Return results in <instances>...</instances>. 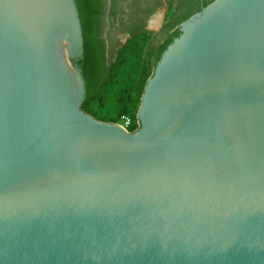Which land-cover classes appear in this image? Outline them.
<instances>
[{"label":"water","instance_id":"95a60500","mask_svg":"<svg viewBox=\"0 0 264 264\" xmlns=\"http://www.w3.org/2000/svg\"><path fill=\"white\" fill-rule=\"evenodd\" d=\"M179 31L126 131L81 108L75 0H0V264H264V0Z\"/></svg>","mask_w":264,"mask_h":264},{"label":"trees","instance_id":"16d2710c","mask_svg":"<svg viewBox=\"0 0 264 264\" xmlns=\"http://www.w3.org/2000/svg\"><path fill=\"white\" fill-rule=\"evenodd\" d=\"M75 3L83 39L82 56L75 60L81 68L85 85L82 109L110 122H117L122 114L129 115L132 118L130 131H133V119L146 79L152 74L163 50L180 32L176 31L159 50L154 51L145 31L130 29V37L120 44L114 60L106 62L98 0H75Z\"/></svg>","mask_w":264,"mask_h":264},{"label":"flooded vegetation","instance_id":"af4514ba","mask_svg":"<svg viewBox=\"0 0 264 264\" xmlns=\"http://www.w3.org/2000/svg\"><path fill=\"white\" fill-rule=\"evenodd\" d=\"M212 0H98L105 39V61L130 37V29L150 30L151 49L157 51L180 23ZM180 32V31H179ZM112 56V57H111Z\"/></svg>","mask_w":264,"mask_h":264},{"label":"built area","instance_id":"2783aa9c","mask_svg":"<svg viewBox=\"0 0 264 264\" xmlns=\"http://www.w3.org/2000/svg\"><path fill=\"white\" fill-rule=\"evenodd\" d=\"M119 119L120 121H117L115 123L124 128L126 131H130V127L132 125V118L129 115L122 114Z\"/></svg>","mask_w":264,"mask_h":264},{"label":"rangeland","instance_id":"374dc122","mask_svg":"<svg viewBox=\"0 0 264 264\" xmlns=\"http://www.w3.org/2000/svg\"><path fill=\"white\" fill-rule=\"evenodd\" d=\"M145 35H146V37H148V39H149V43H150V41H151V38H152V35H153V33H152V31H150V30H147V31H145ZM114 57H115V55H114ZM112 60H114V58H112ZM149 73V71H147L146 72V74H148ZM81 108H82V106H81ZM83 110V109H82ZM86 112V111H85ZM88 113V112H87ZM90 114V113H89ZM92 115V114H91ZM93 116V115H92ZM94 117V116H93ZM94 118H96V117H94ZM96 119H98V118H96ZM98 120H100V119H98ZM103 121H105V120H103ZM118 121H120V119H118ZM108 122H110V121H108ZM133 126H135V129L138 127V123H137V118H135V120L133 119ZM134 129V130H135Z\"/></svg>","mask_w":264,"mask_h":264}]
</instances>
